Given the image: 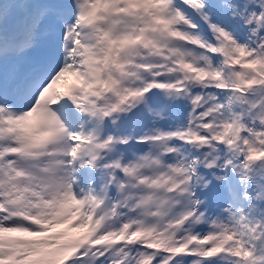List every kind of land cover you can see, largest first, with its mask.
Segmentation results:
<instances>
[{
  "label": "snow or ice",
  "instance_id": "snow-or-ice-1",
  "mask_svg": "<svg viewBox=\"0 0 264 264\" xmlns=\"http://www.w3.org/2000/svg\"><path fill=\"white\" fill-rule=\"evenodd\" d=\"M0 264H264V0H0Z\"/></svg>",
  "mask_w": 264,
  "mask_h": 264
}]
</instances>
